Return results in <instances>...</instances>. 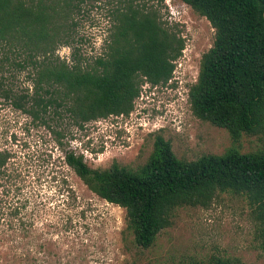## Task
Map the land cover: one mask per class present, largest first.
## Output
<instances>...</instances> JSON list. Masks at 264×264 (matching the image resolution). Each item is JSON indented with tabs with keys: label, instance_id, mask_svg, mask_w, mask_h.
Wrapping results in <instances>:
<instances>
[{
	"label": "trees",
	"instance_id": "obj_1",
	"mask_svg": "<svg viewBox=\"0 0 264 264\" xmlns=\"http://www.w3.org/2000/svg\"><path fill=\"white\" fill-rule=\"evenodd\" d=\"M214 31L201 55L187 101L192 115L228 132L232 146L221 155L178 159L171 143L155 132L140 168L113 163L92 169L81 154L64 162L98 198L125 211L134 242L150 248L182 207H209L220 193L244 196L252 208L264 251V0H180ZM85 0H0V87L11 105L47 129L57 147L65 131L108 118L128 116L142 84L164 86L184 49L179 33L163 21L162 0H113L103 52L81 58L72 20ZM60 47L71 49L62 59ZM24 73L31 91L18 92L11 75ZM5 74L9 78L5 79ZM10 79V80H9ZM243 136L260 146L241 153ZM12 154L0 151V193L17 194L20 172ZM15 192V193H14ZM6 202V200H4ZM11 207L10 215L26 208ZM205 264H231L214 257Z\"/></svg>",
	"mask_w": 264,
	"mask_h": 264
},
{
	"label": "rangeland",
	"instance_id": "obj_2",
	"mask_svg": "<svg viewBox=\"0 0 264 264\" xmlns=\"http://www.w3.org/2000/svg\"><path fill=\"white\" fill-rule=\"evenodd\" d=\"M112 6L113 0L79 5L72 35L82 59L102 54ZM161 15L184 41L176 74L183 83L142 84L128 116L71 127L62 148L47 129L16 110L0 87V151L12 154L10 170L21 174L12 200L0 193V264H205L214 257L264 264L258 224L244 196L220 193L207 208L177 209L170 226L143 249L126 228L125 211L91 193L64 162V153L73 151L92 169H108L115 162L134 171L152 152L155 132L186 161L221 155L232 146L228 132L195 118L187 101L200 57L212 47L213 29L180 0H162ZM70 53L68 47L57 51L66 60ZM11 76L18 92L31 91L24 73ZM11 76L5 74L4 80ZM239 146L241 153H251L260 143L243 136ZM25 201L18 216L10 215L7 202L21 208Z\"/></svg>",
	"mask_w": 264,
	"mask_h": 264
},
{
	"label": "built area",
	"instance_id": "obj_3",
	"mask_svg": "<svg viewBox=\"0 0 264 264\" xmlns=\"http://www.w3.org/2000/svg\"><path fill=\"white\" fill-rule=\"evenodd\" d=\"M174 64H175V68H174V70H173V72H172V77H171V79L169 80V83H172V81L175 80V81H178L179 85H181V84L183 83L184 80H183L181 77L177 76L176 74H177V69H178L179 67H181L182 64H181V62H179L178 60L175 61ZM172 79H173V80H172ZM121 116H123V115H121Z\"/></svg>",
	"mask_w": 264,
	"mask_h": 264
}]
</instances>
